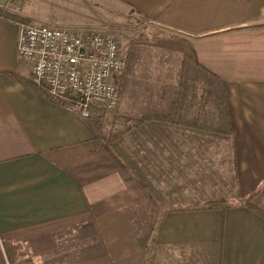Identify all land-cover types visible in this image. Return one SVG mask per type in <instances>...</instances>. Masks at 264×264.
Masks as SVG:
<instances>
[{"label": "crops", "instance_id": "crops-1", "mask_svg": "<svg viewBox=\"0 0 264 264\" xmlns=\"http://www.w3.org/2000/svg\"><path fill=\"white\" fill-rule=\"evenodd\" d=\"M33 1L0 6L33 22ZM61 1L107 11L89 27L129 11L155 25L168 56L219 78L224 127L195 78L178 92L180 60H157L129 78L142 135L126 158L31 83L19 23L0 19V264H264V0Z\"/></svg>", "mask_w": 264, "mask_h": 264}, {"label": "built area", "instance_id": "built-area-1", "mask_svg": "<svg viewBox=\"0 0 264 264\" xmlns=\"http://www.w3.org/2000/svg\"><path fill=\"white\" fill-rule=\"evenodd\" d=\"M16 57L33 85L86 121L120 103L113 77L127 67L119 41L107 30L18 24Z\"/></svg>", "mask_w": 264, "mask_h": 264}, {"label": "rangeland", "instance_id": "rangeland-1", "mask_svg": "<svg viewBox=\"0 0 264 264\" xmlns=\"http://www.w3.org/2000/svg\"><path fill=\"white\" fill-rule=\"evenodd\" d=\"M56 2H54L55 5H50L46 1L42 0L41 2L37 0L33 1L30 7H32L33 12L42 19L33 18L34 21L31 22L24 18L25 20H23L22 23L26 25H32L35 23L48 25L58 24L60 25L58 27L64 28H94L99 30H107L117 38L120 46V53L127 61V67L122 72V74L113 77V79L116 78L115 83L120 91L121 100L115 110L99 114L98 116L94 117L92 121L96 127H99V133L112 131V129L121 130L123 133L121 134L120 138H117L112 142L116 143L115 145L126 158H128L130 155H126L125 150L131 151V148L129 146L127 147L126 141H128V145L130 142H132L130 144L133 148L131 153L133 154L132 156H134V152L138 151L141 133L138 129L133 130L135 127L133 128L132 123L127 122L128 117H126L125 113L127 107H129V101L125 99V92L128 91L130 87L132 88L138 84H135L134 81L130 83L129 78L135 79L136 77L139 78L141 76L144 78L147 75L153 76L155 75V61H161L169 57L173 58L171 54H169V57L165 56L167 53H165V51L159 45V40L161 39L160 37H162V34L156 30L154 27L155 25H152L142 17L130 11L127 14H121L122 16H118L117 21L107 28L101 29L89 27L86 24H91V21H94L93 19L101 17L103 18L107 11H104L102 7L93 6L89 11H84L81 8L77 9V7L73 6L65 9L61 0ZM46 6L51 8H47ZM55 17L57 18L54 19ZM130 72H132V78L130 77ZM126 87L127 89H125ZM125 133L127 134L126 136H124ZM145 135H147L149 138H152L150 135L155 136L154 133L151 134L150 132H148V134L145 133ZM133 167L138 171V165H133Z\"/></svg>", "mask_w": 264, "mask_h": 264}, {"label": "trees", "instance_id": "trees-1", "mask_svg": "<svg viewBox=\"0 0 264 264\" xmlns=\"http://www.w3.org/2000/svg\"><path fill=\"white\" fill-rule=\"evenodd\" d=\"M0 19L6 20V21H12L16 23H22L23 20H25L22 17H18L15 15H11L6 11V9L3 6H0ZM165 56H168L167 54ZM135 57V56H134ZM169 57V56H168ZM180 60L179 67H178V76L180 77V83L178 85V92L180 94H185L187 92L188 85L187 82H181L182 79H185L189 76V78L192 80V78H195L194 81L195 84H192V82L189 84L190 89L192 87L194 88L196 94L200 95V98H203V95L205 94L206 100L210 99V103L212 106V113L214 115H217V123L222 124V127H224V120L226 117V109H225V91L223 88V85L219 78L212 74L211 72L207 71L203 67L199 66L197 63H194L190 61L187 57H173V58H165L164 60ZM176 91V88H175ZM50 98V96L48 95ZM51 99V98H50ZM60 104V103H59ZM89 124L93 126L95 131L99 132V127H96L93 121H90ZM218 133H227V129L218 130ZM123 132L121 130H113L112 131H105L102 133H99L100 136L107 141H113L117 138H120L121 134Z\"/></svg>", "mask_w": 264, "mask_h": 264}]
</instances>
